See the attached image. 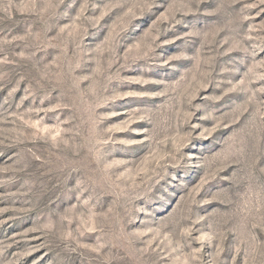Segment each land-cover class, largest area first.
Returning a JSON list of instances; mask_svg holds the SVG:
<instances>
[{
    "label": "rangeland",
    "instance_id": "rangeland-1",
    "mask_svg": "<svg viewBox=\"0 0 264 264\" xmlns=\"http://www.w3.org/2000/svg\"><path fill=\"white\" fill-rule=\"evenodd\" d=\"M0 264H264V0H0Z\"/></svg>",
    "mask_w": 264,
    "mask_h": 264
}]
</instances>
